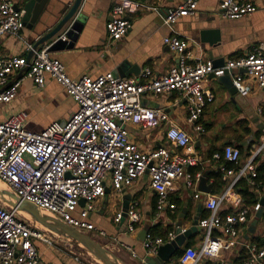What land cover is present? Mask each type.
<instances>
[{
    "label": "built area",
    "instance_id": "obj_1",
    "mask_svg": "<svg viewBox=\"0 0 264 264\" xmlns=\"http://www.w3.org/2000/svg\"><path fill=\"white\" fill-rule=\"evenodd\" d=\"M113 1V17L106 23L108 43L121 40L130 30L131 23L125 18L126 13H133L140 7L154 11L174 34L163 38V44L177 56V63L167 73L155 75L145 68L138 75L127 78L107 72L95 78L82 76L71 79L63 64L51 56L49 49L54 41L37 50H33L32 44L25 43L33 52L26 72H23L26 67L24 58L0 57V107L15 101L20 84L15 76L20 73L38 87L44 85L46 76L51 77L77 106L68 119L54 122L38 133L26 129L28 116L23 110L0 120V181L9 187L16 202H29L43 214L82 233L95 230L89 215L95 202L106 195L107 188L120 192L146 174L149 186L157 196L156 210L160 212L168 206L167 195L175 181L183 178L188 188L194 186V179L186 169L197 165L199 157L194 151L192 136L185 130L169 125L165 133L168 144L182 150L181 153H173L162 146L143 152L129 140L126 124L148 129L166 120L163 113L143 106L144 95L179 92L185 98L193 131L203 134L205 128L200 118L206 103L212 100L211 92L202 87V81L208 75L222 76L228 72L234 89L243 97L250 92L247 82L264 89V46L254 48L242 57L228 59L220 67L201 57L195 64L188 63L190 41L178 38L173 26L179 18L194 15L195 0H188L165 12L142 5L139 0ZM255 11V5L245 0H222L218 5V15L228 20H238ZM23 16L24 11L15 9L12 1L0 0V36L21 38L25 30ZM59 39L65 41V35ZM257 110L259 113L264 110V97ZM263 148L264 144L244 165L237 166L240 150L225 146L222 157L237 166L223 169L224 177L232 178L228 190L246 176L254 184L255 158ZM213 158L220 159L221 155L215 153ZM224 197L222 194L205 199L208 215L198 219L197 223L204 232L203 240L198 249L184 248L178 264H201L203 261L219 264L220 252L239 244L238 227L248 222L247 215L250 213L253 217L262 208L257 203L222 215ZM81 200L84 202L82 207ZM135 207L136 204L125 215L122 211L117 212L113 218L115 224L126 217L129 222L127 230L133 232L134 224L140 220ZM19 213L0 201V264H38L35 242L55 247L53 237L57 235L38 228L36 223L25 220ZM214 232L221 235L215 236ZM175 237V231L169 232L165 239L146 236L143 247L148 255L156 256L158 248ZM245 248L248 257L242 264H264V245H246ZM132 256L135 255L132 253ZM73 259L77 264H102L83 261L78 255Z\"/></svg>",
    "mask_w": 264,
    "mask_h": 264
},
{
    "label": "crops",
    "instance_id": "obj_2",
    "mask_svg": "<svg viewBox=\"0 0 264 264\" xmlns=\"http://www.w3.org/2000/svg\"><path fill=\"white\" fill-rule=\"evenodd\" d=\"M10 1L14 4L18 2L19 5L21 2V0ZM71 1L48 0L47 8H55L59 11ZM187 1L139 0L142 5L156 7L161 12L181 6ZM221 1L195 0L194 15L179 18L173 26L178 38H187L190 41L189 64L197 63L198 58L201 57L203 60H211L215 67H220L228 59L242 57L254 48L264 46V0H245L254 4L256 11L238 20L223 19L218 15V5ZM113 5V0H83L80 11L83 27L77 40L71 48L51 52V56L63 64L66 74L71 79H79L82 76L95 78L107 72L127 78L138 75L145 68L150 69L155 75L167 73L169 68L177 63V56L163 44L165 36H174V34L163 24L161 17L143 7L133 13H126L125 18L131 23L130 30L121 40L109 44L106 23L113 17ZM63 34L61 32L59 37ZM36 40V34L27 27L22 31L21 38L0 36V57L19 56L26 61L31 51L27 49L25 43L33 45ZM18 76H15V79L20 80L17 97L10 105L0 107V120H4L11 113L23 110L28 116L26 129L38 133L54 122L65 121L76 110L75 102L51 77L46 76L44 85L38 87L25 75L21 78ZM222 76L210 74L202 81V87L212 94V100L206 103L200 118V123L205 128L203 134L193 131L188 121L185 98L176 91L143 96L144 107L158 110L166 116V120L161 121L158 126L142 129L138 125L126 124L129 140L143 152L162 146L168 147L173 153H181L182 150L174 149L168 144L165 133L169 125L185 130L193 138L194 151L199 157V162L186 169V173L194 179V186L188 188L183 178L175 181L167 195L168 206L160 212L156 210L157 196L150 188L146 174L138 178L131 187L124 188L120 192L109 189V193L95 202L93 211L89 215V221L94 224L95 230L84 234L106 248L119 264H149V261H153L156 256L148 255L143 247L146 236L160 237H154L152 234L164 233L169 227H171L170 232L175 231L178 221H181L183 229H188L199 205L201 206L199 219L203 218L202 213L205 217L208 215L204 207V201L208 196L224 194L221 204L222 215L234 213L243 207L242 199L234 191V187L228 190L232 178H225L223 169L244 165L261 144V139L264 137V110L259 113L257 108L263 100L264 89L259 88L255 83L247 82L250 92L243 97L237 92H229L219 82ZM216 123L220 124L219 129L223 130V135L213 137L209 132ZM225 146H233L240 150L241 157L237 166L231 164L227 167V161L222 157ZM212 151L213 154L219 153L221 158L214 159ZM262 152L264 157V148ZM214 175H217V178ZM202 178L205 184L200 187ZM242 179L248 180L252 192L260 203L264 198V189H254V184L250 183L248 176ZM219 183H221L220 188ZM204 188L207 192L203 191ZM213 190L219 192L214 193ZM195 194L199 197L195 198ZM124 203L127 210L136 204L135 209L140 216L139 222L134 224L133 232L127 230L129 222L126 217L118 224L113 221L115 214L122 211ZM177 206L178 211L175 209ZM183 209L185 213H183L184 218L181 219L179 216ZM111 210L115 211L112 229L106 231L101 222ZM260 210H262L261 218L257 220L254 232H249V226L256 213L247 223L238 227L239 244L234 245L230 250L221 251L217 259L219 264H237L238 258L248 257L246 245L257 246L259 243L264 245V207ZM93 217L95 222L92 221ZM168 233L160 238L165 239ZM213 234L221 235L219 232ZM203 237L202 230L192 233L180 250L183 251L187 243L198 249ZM62 241L60 242L62 248L56 244L51 248L41 242H35L39 254L38 264H77L73 259L76 255L74 249L71 246L66 247V242ZM176 252L165 264H178L179 257L177 258ZM132 253L135 256H132ZM201 264H206V261Z\"/></svg>",
    "mask_w": 264,
    "mask_h": 264
},
{
    "label": "water",
    "instance_id": "obj_3",
    "mask_svg": "<svg viewBox=\"0 0 264 264\" xmlns=\"http://www.w3.org/2000/svg\"><path fill=\"white\" fill-rule=\"evenodd\" d=\"M83 0H72L61 10H56L55 8H47L48 0H21L20 5L18 2L14 4L15 9H22L24 11L23 21L25 27L30 31H33L37 40L33 44V50H37L39 47L46 43H51L54 41L49 51H59L63 49H69L73 46L77 40L78 34L81 32L83 27V22L81 21V7ZM63 32L66 41L59 39L60 33ZM33 52L31 51L26 60V67L23 72L28 70V65ZM223 65V64H222ZM221 65V66H222ZM244 72V70H240ZM22 73L19 74L18 78H21ZM219 82L229 90V92H236L232 85V78L228 72H224L223 76L219 78ZM63 122V121H62ZM205 181L202 178L200 182V187L204 186ZM109 188L106 189V193H109ZM203 191L207 192L204 188ZM7 196L11 201L6 200L4 197ZM0 198L15 209L18 212H26L35 223L44 226L50 232L76 241L85 250L92 254L95 258L101 261L103 264H119V262L114 258V256L102 245L93 240L89 235L79 232L57 220L50 218L49 216L43 214L29 202H16L15 196L8 190H0ZM83 200L80 201V205H83ZM261 207H264V198L260 200ZM200 205L198 206L197 214L193 217L188 229L182 228L181 221H178L175 228L176 237L170 243L164 244L158 248L156 258L153 261H149V264H165L167 263L175 254V252L181 249L185 243V240L192 234L199 231L197 226L199 219ZM127 210V206L124 203L122 206L123 215ZM183 213L185 210L181 211L179 218H184ZM262 210L255 214V218L250 223L249 232L253 233L257 220L261 218Z\"/></svg>",
    "mask_w": 264,
    "mask_h": 264
},
{
    "label": "trees",
    "instance_id": "obj_4",
    "mask_svg": "<svg viewBox=\"0 0 264 264\" xmlns=\"http://www.w3.org/2000/svg\"><path fill=\"white\" fill-rule=\"evenodd\" d=\"M211 153L213 154V151ZM211 153H210V155H211ZM262 154H263V152L258 154L257 157L255 158V162L258 164H257V168H256V177L253 179V182H254L253 188L254 189H260V190L264 189V157ZM226 164H227V167L231 166V164L229 162H226ZM215 178H217V175L215 176ZM220 184L221 183L218 184L219 188L221 187ZM234 191L238 195H240V197L242 199V203H243V208H250V207H252L258 203L257 197L252 192L251 187L249 186L247 179H241V180L237 181L236 184L234 185ZM215 192L218 193L219 191L215 190L214 193ZM175 209H176V211H178L179 207L177 206V207H175ZM201 216L205 217V214L202 213ZM250 217H251V215L249 213V215H247V219H250ZM170 230H171V227L167 228V230L164 233L159 232L157 234L153 233L152 235L154 237H157V236L163 237V236H165V234H167V232H170ZM191 245L192 244L187 243L185 247H191ZM257 246L261 247V246H263V244L259 243ZM176 253L178 255L177 256V258H178L180 256V254L182 253V251L179 249ZM243 259L244 260L247 259V256H242L241 258H238L237 260H239V262L237 264H241Z\"/></svg>",
    "mask_w": 264,
    "mask_h": 264
},
{
    "label": "rangeland",
    "instance_id": "obj_5",
    "mask_svg": "<svg viewBox=\"0 0 264 264\" xmlns=\"http://www.w3.org/2000/svg\"><path fill=\"white\" fill-rule=\"evenodd\" d=\"M219 126L220 124L216 123V126L214 128H212L209 132V135L210 136H213V137H218V136H221L223 135V130L219 129ZM264 144V137L263 139H261V144L257 147L259 148L261 145ZM256 148V149H257ZM2 182V181H1ZM3 183V182H2ZM5 185V187L8 189V191H10L9 187L3 183ZM11 192V191H10ZM0 201L1 202H4L1 198H0ZM5 203V202H4ZM7 204V203H5ZM115 212V211H114ZM114 212L113 210H111L110 212H108L102 219V226H104L106 228V231H110L112 229V218H113V215H114ZM20 214V213H19ZM20 216L22 218H24L25 220L27 221H32V223L35 225V222L33 219H27L25 218L22 214H20ZM93 222H95V217H93L92 219ZM36 226L38 227V225L36 224ZM39 228V227H38ZM47 232H49V230H45ZM56 235V234H55ZM60 238V239H59ZM62 238V239H61ZM93 238L96 239L95 236H93ZM53 240L55 241V244L56 246H58L59 248H62V243L61 240H63L62 242H66L65 246L68 247V246H71L72 249H74L76 255L80 256L81 260L83 261H89V262H93L95 263V261H98L97 258H95L92 254L88 253L85 248H83L81 245H79L76 241L72 240V239H66L64 237H61V236H58L57 237H53ZM94 240V239H93ZM96 241V240H95ZM97 242V241H96ZM68 243V244H67ZM63 250V249H62ZM98 262H101V261H98ZM102 263V262H101ZM103 264V263H102Z\"/></svg>",
    "mask_w": 264,
    "mask_h": 264
},
{
    "label": "bare ground",
    "instance_id": "obj_6",
    "mask_svg": "<svg viewBox=\"0 0 264 264\" xmlns=\"http://www.w3.org/2000/svg\"><path fill=\"white\" fill-rule=\"evenodd\" d=\"M0 190H8L6 187H5V185L0 181ZM6 200H8V201H11V199L9 198V197H7V196H5L4 197ZM20 214H22L25 218H27V219H32L31 218V216L28 214V213H26V212H20ZM37 224V223H36ZM38 225V227L40 228V229H42V230H46V228L44 227V226H42V225H40V224H37ZM99 261V260H98Z\"/></svg>",
    "mask_w": 264,
    "mask_h": 264
}]
</instances>
